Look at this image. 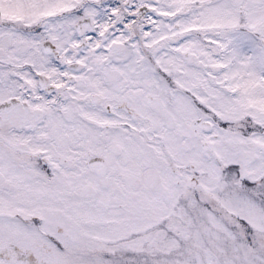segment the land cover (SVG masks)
<instances>
[{"label":"snow or ice","instance_id":"obj_1","mask_svg":"<svg viewBox=\"0 0 264 264\" xmlns=\"http://www.w3.org/2000/svg\"><path fill=\"white\" fill-rule=\"evenodd\" d=\"M0 264H264V0H0Z\"/></svg>","mask_w":264,"mask_h":264}]
</instances>
